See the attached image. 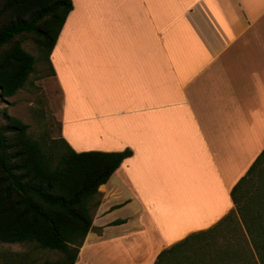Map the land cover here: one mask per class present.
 Returning <instances> with one entry per match:
<instances>
[{"label":"crops","instance_id":"crops-1","mask_svg":"<svg viewBox=\"0 0 264 264\" xmlns=\"http://www.w3.org/2000/svg\"><path fill=\"white\" fill-rule=\"evenodd\" d=\"M49 60L59 137L129 149L74 264H154L235 206L264 149V0H71Z\"/></svg>","mask_w":264,"mask_h":264},{"label":"trees","instance_id":"trees-1","mask_svg":"<svg viewBox=\"0 0 264 264\" xmlns=\"http://www.w3.org/2000/svg\"><path fill=\"white\" fill-rule=\"evenodd\" d=\"M72 7L71 0H0L1 99L21 89L35 69L36 57L22 45L26 38L35 42L53 74L49 55ZM1 118L6 123L0 126V243L32 245L57 256L39 260L30 251H3L0 264H74L102 199L99 186L131 151L77 152L61 137L40 143L6 109ZM263 159L264 149L233 186L234 210L160 251L154 264H264V201L246 191ZM226 229L244 243L217 245ZM213 230L219 231L208 235Z\"/></svg>","mask_w":264,"mask_h":264},{"label":"rangeland","instance_id":"rangeland-1","mask_svg":"<svg viewBox=\"0 0 264 264\" xmlns=\"http://www.w3.org/2000/svg\"><path fill=\"white\" fill-rule=\"evenodd\" d=\"M22 45L28 52L36 57L35 69L29 75L24 86L13 96L4 99L0 98V126L6 123V120L1 118L2 112L6 109L10 115L17 117L28 125L27 132L31 137L38 140L40 143H50L52 139L59 137V123L56 119L58 97L47 83L48 76L50 75L49 65L46 58L39 53L35 42L31 38H26ZM260 166L262 171L261 169H257L252 173L253 181L247 184L246 191L248 194L259 193L261 196H259L258 199L264 201V159L260 162ZM220 227H223V225ZM217 231L219 230H213L208 235L211 236ZM243 234L245 239L249 240L248 242L251 246V238L246 233L245 229L243 230ZM243 239L241 235L234 233L232 229H226L223 235H218L215 240L218 241L217 245L230 244L234 246L236 244L237 246V244L241 245V243H244H239L240 240ZM3 251H30L31 256L39 260L46 258L54 259L57 256L55 251L35 249L32 245L25 244L0 243V252ZM245 255L251 258L247 252ZM245 255H242V257ZM254 259L258 262L256 254Z\"/></svg>","mask_w":264,"mask_h":264}]
</instances>
